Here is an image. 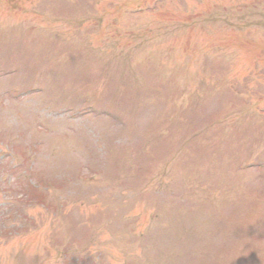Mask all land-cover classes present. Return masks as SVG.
<instances>
[{"label":"rangeland","instance_id":"1","mask_svg":"<svg viewBox=\"0 0 264 264\" xmlns=\"http://www.w3.org/2000/svg\"><path fill=\"white\" fill-rule=\"evenodd\" d=\"M0 264H264V0H0Z\"/></svg>","mask_w":264,"mask_h":264}]
</instances>
